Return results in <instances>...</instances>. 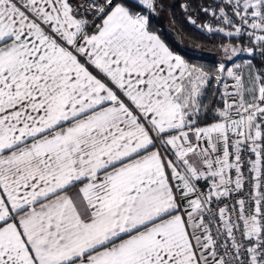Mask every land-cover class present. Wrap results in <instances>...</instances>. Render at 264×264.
I'll return each mask as SVG.
<instances>
[{
	"label": "snow or ice",
	"instance_id": "obj_1",
	"mask_svg": "<svg viewBox=\"0 0 264 264\" xmlns=\"http://www.w3.org/2000/svg\"><path fill=\"white\" fill-rule=\"evenodd\" d=\"M173 7L0 0V264H264V0Z\"/></svg>",
	"mask_w": 264,
	"mask_h": 264
},
{
	"label": "trees",
	"instance_id": "obj_2",
	"mask_svg": "<svg viewBox=\"0 0 264 264\" xmlns=\"http://www.w3.org/2000/svg\"><path fill=\"white\" fill-rule=\"evenodd\" d=\"M170 1V4L175 5V7L170 9L171 18L168 19V17L166 18L165 13H161L158 19H154L152 21L153 27L166 28L173 25L174 21V27L183 37L181 45L173 44L174 50L178 51L192 62L213 64L218 61L220 58L217 55V50L215 49V42H218L220 37L208 38L196 31L183 18L184 14L181 12L179 7L183 0ZM177 39H180V37H177ZM183 40H187L191 45L202 47L204 52H196L194 54V50L186 47L183 44Z\"/></svg>",
	"mask_w": 264,
	"mask_h": 264
},
{
	"label": "rangeland",
	"instance_id": "obj_3",
	"mask_svg": "<svg viewBox=\"0 0 264 264\" xmlns=\"http://www.w3.org/2000/svg\"><path fill=\"white\" fill-rule=\"evenodd\" d=\"M167 2L170 4L171 3V1L170 0H167ZM169 12H170V9H167L166 8V10H165V15H166V18L168 17V19L170 18V16H169ZM183 44L186 46V47H188V48H190V49H197V48H199V49H201V51H199V52H202L204 49L202 48V47H200V46H197V45H191L187 40H183ZM204 52V51H203ZM217 55L219 56V58H221V53L219 52V51H217Z\"/></svg>",
	"mask_w": 264,
	"mask_h": 264
}]
</instances>
